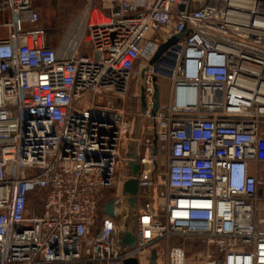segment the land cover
<instances>
[{"label": "built area", "instance_id": "1", "mask_svg": "<svg viewBox=\"0 0 264 264\" xmlns=\"http://www.w3.org/2000/svg\"><path fill=\"white\" fill-rule=\"evenodd\" d=\"M37 1L0 0V264H150L152 250L264 264V0H84L78 41L56 47ZM153 77L170 82L154 114ZM136 115L137 238L121 252Z\"/></svg>", "mask_w": 264, "mask_h": 264}, {"label": "water", "instance_id": "2", "mask_svg": "<svg viewBox=\"0 0 264 264\" xmlns=\"http://www.w3.org/2000/svg\"><path fill=\"white\" fill-rule=\"evenodd\" d=\"M182 8V6H181ZM180 34L175 35L164 43H161L158 47L156 54L154 55L152 61H154L157 56L170 44L174 43ZM143 75H144V66H142L139 81H138V92H139V109L143 111L144 100H143ZM154 80V103L152 114H154L159 108V86L157 84L156 77H153ZM142 124V116H134L133 121V131L130 138L129 152L127 157V172L126 180L124 183V192L119 203V215H118V224L119 231L117 236L118 248L121 252L128 251L132 249L136 244L137 232H136V203L138 198L137 193V182H138V161H139V145H140V131ZM138 127L137 134L135 133V127ZM136 146L133 149V146ZM156 148H154V152ZM104 212L109 216L113 215V206L112 199H109L106 203H103ZM106 227V237L108 235L109 223L105 224ZM150 264H156V254L155 251H151L149 258ZM122 264H138L136 257H129L122 261Z\"/></svg>", "mask_w": 264, "mask_h": 264}, {"label": "rangeland", "instance_id": "3", "mask_svg": "<svg viewBox=\"0 0 264 264\" xmlns=\"http://www.w3.org/2000/svg\"><path fill=\"white\" fill-rule=\"evenodd\" d=\"M84 0H40L36 2L38 12L43 24L49 45L56 47L64 39L72 26V22L80 14L84 7ZM75 19V20H74ZM74 23V22H73ZM160 105L165 107L170 99V82L164 78H158ZM131 98V99H130ZM128 105L130 109L134 108V99L130 97ZM133 149H135L133 147ZM161 163V160H160ZM261 174L264 179V163L260 164ZM110 191V190H108ZM40 190H33L30 199V209L39 211L40 205L36 201V193ZM143 191H141L142 193ZM155 202L163 204L164 199L156 197V190H154ZM260 195L264 198V184L259 188ZM140 206V202L138 203ZM83 264V263H73Z\"/></svg>", "mask_w": 264, "mask_h": 264}, {"label": "bare ground", "instance_id": "4", "mask_svg": "<svg viewBox=\"0 0 264 264\" xmlns=\"http://www.w3.org/2000/svg\"><path fill=\"white\" fill-rule=\"evenodd\" d=\"M82 15H80L75 21L74 23L72 24L70 30H69V33H68V36H72L71 37V40H72V43H76L78 41V38L80 37L81 35V32H82ZM127 166V165H126Z\"/></svg>", "mask_w": 264, "mask_h": 264}, {"label": "trees", "instance_id": "5", "mask_svg": "<svg viewBox=\"0 0 264 264\" xmlns=\"http://www.w3.org/2000/svg\"><path fill=\"white\" fill-rule=\"evenodd\" d=\"M46 38H47V34H46ZM47 44L49 45L48 40H47ZM50 46H51V45H50Z\"/></svg>", "mask_w": 264, "mask_h": 264}]
</instances>
